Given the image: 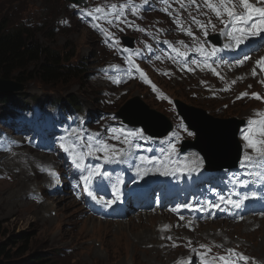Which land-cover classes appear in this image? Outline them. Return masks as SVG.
<instances>
[{
    "label": "rangeland",
    "instance_id": "374dc122",
    "mask_svg": "<svg viewBox=\"0 0 264 264\" xmlns=\"http://www.w3.org/2000/svg\"><path fill=\"white\" fill-rule=\"evenodd\" d=\"M68 4L69 2L66 0H0V23L8 24L10 28H16L19 25L26 27L32 32V37L28 40L29 44H37L59 53L62 58L69 60L71 69L78 68L84 73L77 76L72 73L60 82L44 84L35 75L34 67L29 66L19 72L20 78L24 81L21 85L22 90L14 92L22 94L19 95L22 104L34 106L35 103L42 101L56 102L58 98L65 101L68 97H75L83 102L81 110L84 114L109 110L117 114L119 110L117 111L115 108H123L127 103L137 100L138 103L163 117L170 125L173 122L170 117L172 116L173 100H177L186 108L189 106L204 110L206 117L210 119L226 120L234 117L246 122L255 112L264 111V90H261L257 83H254L251 89H246L243 92L247 93L245 96H241L242 93L237 90H227L224 83L220 85L221 83L216 82L214 78H212V82L209 81L211 85L200 86L195 82L182 80L183 77L174 70V64L163 59H155L154 62L152 59L146 58L136 60V65L147 71L146 75L143 78L140 75L136 81L131 79L128 83L123 82L116 91L104 94L101 91L105 87L104 84L101 81H96V78L91 75L95 68L105 65V62L108 61L107 57L109 59H113V57L107 51L106 54L105 52L100 54L96 38L88 24L82 21V17L87 11L80 12V20L77 11L68 8ZM65 19L70 21L71 27L59 28L58 23ZM177 43H179V39H177ZM135 55L138 56V52ZM129 56L133 55L129 54ZM119 60V56H116L113 60L114 67L120 66ZM150 65H153V68L149 71L148 66ZM245 70H251L250 66ZM147 77L150 79V83L145 82V79L148 81ZM201 79L203 78H197V80ZM153 85L156 91L153 90ZM113 89L115 90V88ZM253 93L259 94L261 99L254 98ZM208 95L211 96L210 99ZM103 99L106 101L107 108L102 109ZM7 105L0 104V143L5 142V145H0V159L8 155L20 143L23 146L20 150L29 153L26 154L28 157H17L13 160L31 158L29 165H25L22 170L29 171L30 173H28L32 176L35 170L55 172L63 166L70 167L71 176L80 174L79 170L72 166L70 158L65 155L66 153L62 149V156L59 159L52 157L50 160L51 154H47L48 159L41 155L48 152L39 151L33 136H30L34 130H29L26 126V123L31 120L29 112H20L12 108L11 105ZM50 111L49 108L45 109L47 115ZM32 114L34 115L33 112ZM3 121H6V125ZM106 125L107 131L103 139L116 148L124 147L125 145L118 140L111 139L108 131L110 128H123L118 118L107 119V124L98 119L94 123H90L88 127L92 131L100 132ZM35 126L37 129V124ZM12 129L21 130V133H25L27 136L14 133ZM184 129L188 133L185 127ZM68 133L74 139L75 135H79L74 127ZM239 142L244 144L241 136ZM16 153L24 154L19 152L18 148H15L11 154L14 156ZM100 155L102 156V154ZM36 158H42V161L38 162ZM4 163L5 161H0V248L7 252L12 254L19 247L21 248L23 239H27L29 252L47 254L56 264H166V261H171L176 256V254L173 255L174 257L171 254H165V250H157L155 244L145 240L144 233H147L145 217L116 223L107 221L108 225H100L99 222L98 224L92 223L88 221L89 218H83L82 208L70 197H67L64 191L57 195L56 199H53L55 203L51 204V199L47 201L46 204L50 205L51 210L37 208L39 202L27 201L26 198L31 200L29 196L26 198L21 196L29 188H32V193L39 189L37 184L41 181L39 176L34 177L35 179L29 176L31 181L23 188L24 191H20V197L11 198L9 190L12 189L10 185L14 183H8V180L11 177L14 179L13 176L16 174L19 175L20 169L13 171L12 165L7 167ZM43 164L48 166H43ZM85 165L94 166L97 164H93L86 157ZM5 169H11L13 173L6 174ZM77 188V183H70L68 187L82 201ZM41 195L44 193L42 192ZM22 203H29V205L23 206ZM65 203H72L74 207L68 208ZM42 216L51 218L52 221L48 222ZM262 224L264 222L255 224L246 230L243 225L227 228L215 223L205 229V234H209L208 236L216 233L220 235L221 231H226V235L223 233L224 237L221 235L226 238L228 231L233 230L229 232L232 240L238 237L242 245L248 244V253L252 257L264 259V225ZM257 227L259 229L254 231ZM0 264H4V258L0 259Z\"/></svg>",
    "mask_w": 264,
    "mask_h": 264
},
{
    "label": "snow or ice",
    "instance_id": "6c2138e0",
    "mask_svg": "<svg viewBox=\"0 0 264 264\" xmlns=\"http://www.w3.org/2000/svg\"><path fill=\"white\" fill-rule=\"evenodd\" d=\"M190 2L195 3V0H190ZM127 6L129 5L121 4L118 9L117 5L113 4L108 7L107 11L103 6H98L91 11L84 13V15L92 16L94 21L105 20L108 24H112L113 21L108 19V17L114 16V19L119 21L120 17L123 15L124 8ZM204 6L220 20L221 24L224 25L221 32L223 35L227 36L229 41L232 42L230 44H226L225 48L239 47L251 38L259 37L261 40H264V0H204ZM181 7H184L182 0ZM197 7H199V5H197ZM135 14L136 9L133 8V15ZM193 20L195 23L200 25V22L195 20V18H193ZM209 23L211 22L209 21ZM177 24L178 27H180L178 21ZM92 27L101 31L106 39L111 38L112 34L108 32L107 29L101 28L99 23H93ZM200 27L204 28L205 26L200 25ZM212 27L214 28V25ZM181 30L183 31L184 29L181 28ZM187 34L192 35L190 31H188ZM204 35H208L206 30ZM172 51L175 52L178 57L186 56V53L181 52L178 48H172ZM196 51L205 58V61L215 56L217 53V49L215 48H213L211 52H206L203 46L197 48ZM157 59H159V57H157ZM248 59L249 57L245 56L244 60L238 61V64H243ZM127 61L130 65L133 64L131 56L127 58ZM256 65L261 68V71H264V57L257 60ZM208 67L211 66L208 65ZM137 71H139L138 67ZM212 71L215 74V70L212 69ZM252 74L256 75L255 69H253ZM141 77H144L143 72H141ZM145 82L150 83L146 79ZM262 83H264V81H262ZM153 90L156 91L154 85ZM245 95H247V93L241 94V96ZM252 96L256 99H261L257 93H253ZM108 131L111 139L118 140L120 143L128 147L117 149L114 145L107 143L102 138H99V134H90L86 137L84 135H75V139L71 143L63 141V138V142L60 143V148L68 155L72 166L79 170L80 180L83 183L84 190L88 192V195L91 196L93 200H97V198L92 194L90 185H92L94 179L96 178H109V173L107 171H102L99 164L86 166L85 158L94 157L96 159H102L106 164L122 163L123 158L129 155V148L131 147L133 140L144 138L142 132L139 130L127 131L124 128H110ZM188 135L191 136L193 133L188 132ZM241 139L244 141V152L239 159V167L246 170V175H258L259 173L257 172H250L247 170L252 168L264 169V111L255 112L253 116L246 121V126L241 130ZM176 152L177 149L175 145L170 144V151L168 152L169 159L156 165V170L159 171L160 175L169 176L174 175L176 172L192 174L199 172L203 168L204 160L198 156L191 160H172L171 156ZM98 154H102V156ZM148 163L152 162L148 161ZM172 165H174V167ZM147 174V169L143 171L139 168L137 169L138 177L143 178V176ZM50 175L55 176V173H50ZM236 179L238 180L240 186H247L248 181L239 180L238 177ZM120 183H122V181L117 178L116 183L113 185V194L116 199H119L118 185ZM220 199L225 201L223 196H221ZM246 199H248L247 194H245L241 199H228L225 202L230 204L233 208L238 209L243 205L244 200ZM102 202V200H97V203ZM113 202L114 201H107L103 203L107 207ZM212 206L219 207V205ZM178 207H191V205L185 204ZM173 211H177V209H173ZM204 247V245H201V248ZM228 252L229 255L218 257L223 264H238V261H244L245 264H247L249 259L248 257H245L242 254H237L231 249H229ZM200 255L203 259V254Z\"/></svg>",
    "mask_w": 264,
    "mask_h": 264
},
{
    "label": "water",
    "instance_id": "95a60500",
    "mask_svg": "<svg viewBox=\"0 0 264 264\" xmlns=\"http://www.w3.org/2000/svg\"><path fill=\"white\" fill-rule=\"evenodd\" d=\"M83 6L81 0H66ZM22 90L21 85L0 80V94L14 93ZM180 117L188 129L195 134V140L182 147V150H194L201 154L206 162V171L220 172L233 168L239 160L240 148L237 132L241 121L234 119H210L201 110L186 108L175 102ZM117 117L130 127H140L153 137L161 138L170 130L166 120L137 100L121 107Z\"/></svg>",
    "mask_w": 264,
    "mask_h": 264
},
{
    "label": "trees",
    "instance_id": "16d2710c",
    "mask_svg": "<svg viewBox=\"0 0 264 264\" xmlns=\"http://www.w3.org/2000/svg\"><path fill=\"white\" fill-rule=\"evenodd\" d=\"M31 34L32 32L22 25L10 28L8 24L0 23V80L22 85L24 81L19 72L29 66L34 67L35 75L44 84L60 82L72 73L74 76L84 74L78 68L71 69L69 60L62 58L59 53L37 44H29ZM19 95L22 94H0V104L22 105ZM56 102L76 111L83 105V102L75 97H68L65 101L58 98ZM116 109L118 110V107ZM22 243L21 248L12 254L0 248V259L4 258V264H56L47 254L29 252L27 239H23Z\"/></svg>",
    "mask_w": 264,
    "mask_h": 264
},
{
    "label": "bare ground",
    "instance_id": "6f19581e",
    "mask_svg": "<svg viewBox=\"0 0 264 264\" xmlns=\"http://www.w3.org/2000/svg\"><path fill=\"white\" fill-rule=\"evenodd\" d=\"M253 60V59H252ZM248 67V66H247ZM246 68V67H245ZM251 75H252V72H251V70H248L247 71V78H250L251 79ZM198 78H203L202 76H199ZM107 83L108 84H110V82L109 81H107ZM8 106V105H7ZM21 112V111H20ZM12 121V120H11ZM185 122V121H184ZM186 125V123H184L183 124V126H185ZM182 126V127H183ZM187 126V125H186ZM186 128V127H185ZM172 130V129H171ZM171 130H169L167 133H166V135H168L169 136V133L171 132ZM186 130L189 132V130L186 128ZM182 132H186L185 131V129L183 128L182 129ZM58 133H60V132H58ZM55 137H57V136H55ZM191 139L193 140V138L191 137ZM21 144L19 143V146H20ZM188 145V144H187ZM58 146V145H57ZM185 146V145H184ZM58 147H60V146H58ZM27 154V153H26ZM48 154H53L52 155V157L54 158V159H59L61 156H62V154L61 153H55V152H53V153H48ZM129 154H133V153H129ZM12 155V154H11ZM25 154H18V153H16V155H14V156H12L11 158H13V157H18V156H24ZM28 155V154H27ZM66 155V154H65ZM28 157V156H27ZM4 158V160H1V161H5V163H4V165H6L7 167L8 166H10V165H12L14 168L12 169L13 171L15 170V169H20V174L19 175H15V176H13V178H14V181L11 183V184H13V185H10V186H12L11 188L12 189H10L9 191H10V197L11 198H19L20 197V191L22 190V191H24L23 190V188H25V186H26V184L27 183H29L31 180H30V178H29V176L28 175H26L29 171H27L25 168V170L26 171H23L22 170V168L25 166V165H29V163H30V159H26V160H24V159H17V161L16 160H9V158L7 157V156H4L3 157ZM35 158V157H34ZM38 158V157H37ZM36 158V159H37ZM133 158L134 159H137V156H133ZM38 160V162L39 161H42V158H39V159H37ZM35 161V160H34ZM56 161V160H55ZM57 163V162H56ZM48 164H50V163H48ZM55 164V163H54ZM36 165V164H35ZM42 165V164H41ZM46 165V164H45ZM44 164H43V166H45ZM46 166H48V165H46ZM51 166V165H50ZM38 167V166H37ZM135 167L136 166H130V162H129V160H127L126 159V163H125V170H127V169H131L132 170V172L130 173V174H126V176H128V177H133L135 174H136V171H135ZM37 169V168H36ZM49 169H50V167H49ZM8 172H10L9 170H8ZM18 173V172H17ZM30 173V172H29ZM28 173V174H29ZM36 175H37V173L36 172H34ZM133 181H135V178H133ZM37 184L39 185L38 187H39V189L40 188H42L43 187V182L42 181H40V182H37ZM78 189V188H77ZM75 192V191H74ZM29 193H31V194H29ZM27 196H29L30 198H31V200H35V193L33 192L32 193V188H29L21 197L22 198H26ZM8 199V198H7ZM18 200V199H17ZM9 201V200H8ZM51 201H52V203L51 204H53V203H55V201L53 200V199H51ZM66 205H67V207L68 208H71V207H74L73 205H72V203H65ZM13 205V204H12ZM21 205H23V206H28L29 205V203H22ZM75 205V204H74ZM65 207V206H64ZM37 208H39V209H44V210H51V207H50V205L49 204H46V203H37ZM76 210V209H75ZM77 211V210H76ZM48 212V211H47ZM46 212V213H47ZM75 216V215H74ZM158 216V215H157ZM157 216H149V217H146V222H147V225H145V231L147 232V233H144V235H145V240H147V241H150L152 244H156L158 247L162 244V242L161 241H158V235H157V231H156V229H155V227L153 228V225H155L157 222H159V221H165L167 218L165 217V216H161L160 218H158ZM46 221H48V222H51L52 221V219L51 218H46V216L44 217V216H42ZM105 219V218H104ZM106 220H108V221H110L111 223H116V222H118V220L117 219H106ZM142 220V219H141ZM88 221L89 222H92V223H94V222H96L97 224H98V222H99V224L100 225H103V224H107V221H105V223H103L102 221H98V220H95V219H93V218H89L88 219ZM44 222V221H43ZM108 225V224H107ZM255 224H244L243 226H244V228L245 229H249V228H251V227H253ZM226 226V225H225ZM235 226H237V225H235ZM178 229V228H177ZM43 231V230H42ZM149 231V232H148ZM206 231V230H205ZM223 233L226 235L227 234V232L226 231H221V233H220V235L219 234H217L216 233V235L217 236H220V237H222L223 236ZM209 235V234H208ZM222 235V236H221ZM224 235V236H225ZM223 236V237H224ZM222 237V238H223ZM162 251V250H161ZM163 253V252H162ZM166 256V255H165ZM173 256V255H172ZM174 257V256H173ZM164 258V257H163ZM167 262V261H166Z\"/></svg>",
    "mask_w": 264,
    "mask_h": 264
}]
</instances>
